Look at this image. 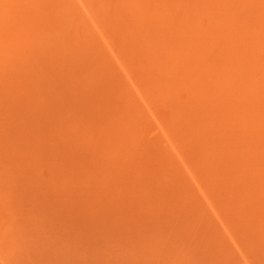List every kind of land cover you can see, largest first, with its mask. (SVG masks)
<instances>
[{
    "label": "rangeland",
    "instance_id": "1",
    "mask_svg": "<svg viewBox=\"0 0 264 264\" xmlns=\"http://www.w3.org/2000/svg\"><path fill=\"white\" fill-rule=\"evenodd\" d=\"M124 1H3L0 264H264V106L261 119L244 101L241 120L216 106L232 93L225 52L264 93V3Z\"/></svg>",
    "mask_w": 264,
    "mask_h": 264
},
{
    "label": "bare ground",
    "instance_id": "2",
    "mask_svg": "<svg viewBox=\"0 0 264 264\" xmlns=\"http://www.w3.org/2000/svg\"><path fill=\"white\" fill-rule=\"evenodd\" d=\"M3 1H5V0H3ZM3 1L0 0V4H1V5L3 4ZM6 1H7V0H6ZM19 1H20V0H19ZM37 1H38V0H37ZM123 1H124V0H122V3H119V4H121V6L123 5ZM137 1H138V0H137ZM213 1H214V0H198V2H196V4H197L198 6H199V5H200V6L202 5V6H203L202 8H203V9H206V10H207L206 3H208V6H209L210 4H213V6H212L213 9L216 8V9L214 10V13H217V12H218V11H217V8H220V9L223 10V8H221V5H220V4H222V3H220V4H218V3H219L220 1H224V2H225V0H215V1L217 2V6L214 5V4H216V3H215V2L213 3ZM227 1H228V0H226V2H227ZM230 1H231V0H230ZM240 1H242V3H244V2H243L244 0H240ZM11 2H12V1H11ZM11 2H10V3H11ZM14 2H16V1H14ZM117 2H118V0H117ZM124 2H125V1H124ZM139 2H141V1L139 0ZM194 2H195V0H194ZM226 2H225V3H226ZM249 2H250V1H249ZM259 2H260V1H259ZM262 2L264 3V0H262ZM12 3H13V2H12ZM18 3H19V2H18ZM30 3H31V2H30ZM33 3H34V1H33ZM130 3H131V2H130ZM155 3H156V2H155ZM239 3H240V2H237V4H239ZM263 3H262V4H263ZM4 4H5V3H4ZM36 4H37V3H36ZM36 4H35V5H36ZM126 4H127V6H128L129 1H128V3H126ZM134 4H135V3H134ZM151 4H152V3H151ZM26 5H27V4H26ZM111 5H112V4H111ZM136 5H137V4H136ZM149 5H150V4H149ZM149 5H147V8L149 7ZM152 5H153V4H152ZM152 5H151V6H152ZM218 5H219V7H218ZM225 5H226V4H225ZM242 5H243V4H242ZM242 5H241V6H242ZM11 6H12V5H11ZM11 6H10V5H7V6H6V5H5V6L2 5V6L0 7V16H1V17H2V15L4 16L6 11H7V15L9 16V13H8L9 11H8L7 9L11 8ZM129 6H130V5H129ZM129 6H128V8H129ZM131 6H133V5H131ZM194 6H195V5H194ZM239 6H240V5H239ZM245 6H246V4H245ZM245 6H243V8H244L243 10L239 9V10H241L243 13H244V10H246ZM22 7H23V6H22ZM26 7H27V6H26ZM30 7H31V6H30ZM124 7H125V6H124ZM152 7H153V6H152ZM152 7H150V8H152ZM225 7H226V9H229L228 7H232V6H229V5H228V6H225ZM114 8H115V7H114ZM114 8L112 7L111 9H114ZM116 8H117V7H116ZM200 8H201V7H200ZM239 8H240V7H239ZM1 9H2V10H1ZM69 9H70V8H69ZM109 9H110V8H109ZM117 9H118V8H117ZM129 9H130V8H129ZM142 9H143V7H142ZM198 9H199V8H198ZM210 9H211V8H210ZM213 9H212V10H213ZM220 9H219V11H222V10H220ZM9 10H10V9H9ZM73 10H74V9H73ZM114 10H115V9H114ZM132 10H133V12L135 11L134 9H131L130 11H132ZM139 10H140V9H139ZM143 10H144V9H143ZM151 10H152V9H151ZM208 10H209V9H208ZM229 10H230V9H229ZM21 11L23 12V10H21ZM21 11H20V13H18L19 15L22 13ZM54 11H55V10H54ZM74 11H76V10H74ZM117 11H118V10H117ZM119 11H120V9H119ZM144 11H146V10H144ZM210 11H211V10H210ZM210 11H208V14L210 13ZM215 11H216V12H215ZM223 11H224V10H223ZM223 11H222V12H223ZM225 11L229 12L228 10H225ZM11 12H12V11H11ZM13 12H14V11H13ZM15 12H16V9H15ZM56 12H57V11H56ZM58 12H60V11H58ZM133 12H130V13H133ZM148 12H149V11H148ZM222 12H221V13H222ZM242 12H241V13H242ZM24 13H25V12H24ZM24 13H22V14H24ZM65 13H66V12H65ZM75 13H76V12H75ZM118 13H119V12H118ZM120 13H121V12H120ZM120 13H119V15H120ZM140 13H141V12H140ZM143 13H144V12H143ZM143 13H142V14H143ZM145 13H147V12H145ZM145 13H144V14H145ZM212 13H213V11H212ZM219 13H220V12H219ZM15 14H16V13H15ZM63 14H64V13H63ZM63 14L58 15V16H62V19H63ZM77 14H78V13H77ZM144 14H143V15H144ZM156 14H157V13H156ZM226 14H227V13H225V15H226ZM228 14H229V13H228ZM12 15H13V14H12ZM221 15H223V14H221ZM225 15H224V16H225ZM260 15H262V12H261ZM263 15H264V13H263ZM263 15H262V16H263ZM116 16H117V15H116ZM157 16H160V15L158 14ZM224 16H223V17H224ZM226 16L228 17V15H226ZM262 16H259V17H262ZM5 17H6V15L4 16V19H3L4 22H2V25H3V23H5V19H7V20L9 19V18H5ZM9 17H10V16H9ZM13 17H14V16H13ZM70 17H71V16H70ZM70 17L67 16V15L64 16V18H66V19H68V18H70ZM227 17H224V18L226 19ZM118 18H119V17H118ZM219 18H222V17L219 16ZM219 18H218V19H219ZM257 18H258V17H257ZM0 19H1V18H0ZM71 19H72V17H71ZM76 19H77V17H73L72 20L75 21ZM225 19L222 18V19H221L222 22H224L223 20H225ZM228 19H229V18H228ZM259 19H260V18H259ZM59 20H61V19L59 18ZM226 20H227V19H226ZM1 21H2V20H1ZM79 21H80V20H79ZM79 21H78V22H79ZM261 21H262V20H261ZM261 21H260V22H261ZM263 21H264V18H263ZM7 22H8V21H7ZM9 22H10V21H9ZM62 22H65V20H63ZM66 22L68 23V20H66ZM226 22H227V21H226ZM228 22H229V20H228ZM13 23H14V22H13ZM60 23H61V21H60ZM210 23H212V22L210 21L208 24H210ZM218 23H221V21H220V22H217V23H215V24H218ZM262 23H263V25H262V24L258 25V26H259L258 29H260V31H258V29H257L255 32H261V31H263V30H261V29H264V22H262ZM6 24H7L8 26H5V27H9V24H8V23H6ZM6 24H5V25H6ZM11 24H12V23L10 22V25H11ZM77 24H78V23H77ZM77 24H76V25H77ZM208 24H207V25H208ZM225 24H227V23H225ZM61 25H62V23H61L60 25L58 24V25H56V26H58L59 28H60V27L63 28ZM67 25H68V24H67ZM74 25H75V24H74ZM74 25H73V26H74ZM78 25H79V24H78ZM78 25H77V26H78ZM197 25H198V24H197ZM210 25H212V24H210ZM210 25H209V26H210ZM3 26H4V25H3ZM56 26H55V29L57 28ZM70 26H71L70 28H72L71 30H73L74 28L72 27V24H71ZM200 26H201V25H200ZM209 26H207V28H208ZM223 26H224V25H223ZM230 26H231V25H229V28L227 27L228 30H229V29L231 30ZM260 26H263V28H260ZM1 27H2V26H1ZM5 27H4V28H5ZM11 27H12V26H11ZM32 27H33V26H32ZM52 27H53V26H52ZM66 27H67V26H66ZM212 27H213V25H212ZM4 28H3V31L6 30V29H4ZM23 28H24V26H23ZM25 28H26V26H25ZM25 28H24V30H25ZM49 28H50V27H49ZM67 28H68V27H67ZM81 28H82V27H81ZM200 28H201V27H200ZM200 28H198V26H197V30H198V29L200 30ZM209 28H210V27H209ZM223 28H225V27H223ZM9 29H10V27H9ZM75 29H76V26H75ZM75 29H74V30H75ZM212 29H213V28H212ZM212 29L210 28L211 32L213 33ZM36 30H37V29H36ZM46 30H47V27H46ZM63 30H65V27H64ZM81 30H82V29H81ZM197 30H196V32L199 31V30H198V31H197ZM221 30H222V29H221ZM223 30H224V29H223ZM223 30H222V31H223ZM230 30H229L228 32H230ZM25 31H26V30H25ZM207 31H209V30L206 29V32L203 33V34H208ZM216 31H217V30H216ZM224 31L227 32L226 30H224ZM1 32H2V31H1ZM4 32H5V31H4ZM10 32H11V31H10ZM10 32H9L7 35H6L7 32L3 33L4 35H3L2 33H0V39H1L0 42H1V43H3V41H6L7 37L11 36V35H10ZM19 32H20V31H19ZM23 32H24V31H23ZM36 32H37V31H36ZM36 32H34V33H36ZM43 32H44V33H43V35H44V34H45V31H43ZM64 32H65V31H64ZM69 32H70V31H68L67 34H69ZM75 32H77V31L75 30ZM75 32H73V33H75ZM263 32H264V31H263ZM11 33H12V32H11ZM31 33H32V32H31ZM37 33H38V32H37ZM53 33H54V32H53ZM261 33H262V32H261ZM77 34L80 35L81 33L79 34V32H78ZM194 34H195V33H194ZM197 34H198V36H199L198 38H201L200 36H204V35L202 34V32H201V34H200L199 32H198ZM197 34H195V35L197 36ZM255 34H256V33H255ZM5 35H6V36H5ZM13 35H15V34H13ZM16 35H17V33H16ZM24 35H25V36H27V35L29 36V35H30L29 37L33 36L32 34H30V33L27 34V33H25V32H24ZM35 35H36V34H35ZM43 35H42V36H43ZM49 35H50V34H49ZM53 35H54V34H53ZM63 35H64V33H63ZM63 35H61V38H62V39H63ZM65 35H66V33H65ZM82 35H83V36H82ZM84 35L86 36V34H84V33L82 32V34H81V38L84 37ZM257 35H258V34H257ZM259 35H260V34H259ZM259 35H258V36H259ZM261 35H262V34H261ZM4 36H5V37H4ZM18 36H20V33H19ZM46 36H47V33H46V35H45V38L42 37V39H41V41H42V43H43L44 45L40 42V43H38V45L40 44L39 46L42 45L43 47H44V46L46 47V46H48L46 43L49 41V39L52 41V38H51V37H46ZM50 36H51V35H50ZM54 36H55V37H56V36L59 37L60 35H58V32H57V35H54ZM54 36H53V37H54ZM196 36L193 35L192 39L188 38V39L191 40V43L193 42V39H194V37H196ZM251 36H254V35H251ZM35 37H36V36H35ZM40 37H41V36H40ZM66 37H67V35H66L64 38H66ZM74 37L76 38V36H74ZM74 37H73V41H72V43H73V42H76V41H74ZM171 37H172V36H171ZM171 37H169V38H171ZM174 37H176V36H174ZM181 37H182V35H181ZM2 38H3V39H2ZM36 38H37V37H36ZM81 38L78 39V40L81 41ZM84 38H85V37H84ZM233 38H234V37H233ZM258 38H259V37H258ZM32 39H33V37H32ZM32 39H31V40H32ZM38 39H39V38H38ZM62 39H59V40H60V41H59L60 43H62V42H64V43H65V42H68V43H69V41H62ZM67 39H68V37H67ZM69 39H70V38H69ZM71 39H72V36H71ZM171 39L173 40L174 38L172 37ZM175 39H176V38H175ZM182 39H184V38H182ZM185 39H186L187 41H190V40H188L187 38H185ZM201 39H202V38H201ZM204 39H206V38H204ZM204 39H202V40H204ZM231 39H232V38H231ZM231 39H230V40H231ZM27 40H28V39H27ZM85 40H86V39H85ZM145 40H146V39H144V41H145ZM168 40H169V39H168ZM235 40H237V39H235ZM51 41H50V42H51ZM57 41H58V39H57ZM83 41H84V40H82V42H83ZM196 41H198V40H196ZM199 41H200V40H199ZM227 41H228V40H227ZM253 41H254V40H253ZM55 42H56V41H55ZM142 42H143V40H142ZM142 42H141V43H142ZM155 42H158V41L156 40ZM167 42H168V41H167ZM206 42H207V41H205V43H206ZM230 42H231V41H229V43H230ZM232 42H233V41H232ZM232 42H231V43H232ZM236 42H237V41H235V43H236ZM19 43H20V42H19ZM60 43H58V45H59ZM169 43H171V40H170ZM253 43H254V42H253ZM14 44H15V43H14ZM23 44H24V43H22V47H23ZM75 44H76V43H75ZM142 44H145V42L142 43ZM196 44H197V43H196ZM196 44H195V45H196ZM202 44H204V43H203V42L201 43V41H200V43H198V45H196V46L194 47V50H195V48H196L197 46H198V47H202ZM242 44H243V43H242ZM257 44H258V45H257L256 47H258V48H259V47H260V48H263V46H264V36H263V35L258 39ZM9 45H10L9 43L4 42V46H6L7 48L9 47ZM20 45H21V44H16V46H17L18 48H19ZM24 45H27V47H28L30 44H24ZM66 45H67V44H66ZM71 45H73V47H74V44H71ZM71 45H70V46H71ZM79 45H80V44H79ZM81 45H82V44H81ZM147 45H148V44H147ZM150 45H151V44H150ZM152 45H153V44H152ZM152 45H151V46H152ZM159 45H160V42H158V47H160ZM168 45H169V44H167V49H168V47H169ZM199 45H200V46H199ZM230 45H231V44H230ZM230 45H229V47H228L229 50H230L231 47L233 48L234 46H236V44H234V46H231V47H230ZM36 46H37V45H36ZM39 46H37V47H39ZM52 46H53V45H52ZM60 46H61V45H60ZM62 46H63V45H62ZM62 46H61V48H62ZM142 46H144V45H142ZM240 46H241V44H240ZM12 47H14V46H12ZM12 47H11V49L13 50ZM20 47H21V46H20ZM24 47H25V46H24ZM24 47L21 48L20 50L23 51V50H24ZM34 47H35V46H34ZM45 47H44L43 51L46 49ZM55 47H56V48H59V46H57V45H56ZM64 47H66V46H64ZM146 47H147V46H146ZM146 47H145V49H146ZM153 47H155V45H154ZM153 47H152V48H153ZM198 47H197V48H198ZM28 48H29V47H28ZM28 48L25 47V50L28 51ZM74 48H75V47H74ZM74 48H72V50H74ZM76 48H77V46H76ZM80 48H81V47H80ZM152 48H150V50H145V49L143 48L142 51H152V50H153ZM235 48H236V47H235ZM235 48H234V49H235ZM249 48H250V47H249ZM35 49H37V48H35ZM38 49H40V47H39ZM59 49H60V48H59ZM110 49H111V48H110ZM147 49H149V47H147ZM151 49H152V50H151ZM226 49H227V48H226ZM226 49H225V51H226ZM263 49H264V48H263ZM1 50H2V47L0 46V51H1ZM20 50H17V51H20ZM29 50H30V49H29ZM40 50L42 51V49H40ZM46 50L48 51V48H47ZM56 50H58V49H56ZM61 50H62V49H61ZM157 50H158V48H157ZM242 50H244V49H242ZM246 50H248V49H246ZM112 51H114V50H112ZM139 51H140V50H139ZM159 51H160V49H159ZM188 51H189V50H188ZM222 51H224V50H222ZM227 51H228V50H227ZM234 51H235V50H234ZM248 51H249V50H248ZM252 51H253V50H252ZM140 52H141V51H140ZM225 53L227 54L226 57H225V55H226ZM225 53L222 54V58H221V60L223 59V57H224L225 60L229 58L228 61H229V64H230V65H228V64L226 63L227 69H226V68H224V70H223V68L221 69V71H222L221 73H222L223 75L226 74V75H224V77H223L222 74H219V75L222 76V77L224 78L223 80H226V78H227V80L229 79V80L227 81V83H224V84H227V86H226V85H224V86H225V89H229V90H230V93H231V92H232V93H231V96H230V99H229V100H228V98H227L226 100L223 99L225 103H223L222 100H221V101H220L221 103L218 104V105L216 104V106L219 108V110L222 108V109L220 110V111H222V113H223V110H227L228 113H229V111H230L231 109H227V108H226V103L229 105V104H230L229 102H233V103H232L233 105L231 104V106H233V107H232V108H233V111H234L235 115H237L236 118L239 116L240 118H239V117H238V118L241 120V117H242V110H245V109H246V108H245V109H242L243 106L246 105V104H248L249 107H252V106L250 105V104L252 103V105H253V106L255 105L254 107H256V109H255L252 113H256V112H257L256 115H259L260 112L264 110V109L262 108V107L264 106V97L261 96V94L264 95V93H262L261 88L259 87V86H260L259 82H258V83L255 82L254 79H253V81H254L253 83H252V82H248V80H247V81H246V80L243 81V73H242L241 70H239V69H241V68H239V66H238V68H239L238 70H239V71L236 70V68H237L236 64H235V65H232V63H233L234 61H232V62L230 61L231 59H234V58H232L233 56H232V55H229L228 52H225ZM149 54H150V53H149ZM228 55H229V57H228ZM141 56L143 57L142 54H141ZM148 56H150V55H148ZM150 57H151V56H150ZM230 57H231V58H230ZM234 57H235V56H234ZM147 59H148V58H147ZM25 60L27 61V59H25ZM181 61H182V60H181ZM239 61H240V60H239ZM4 62H5V61H4ZM4 62H2V63H4ZM220 62H221V61H218V64H219ZM223 63H224V62H222V65H223V66H221V64H219L220 68H221V67H226L225 64H223ZM151 64H152V63H151ZM187 64H188V62H187ZM218 64H217V65H218ZM6 65H8L7 62L5 63V65H4L3 67H5ZM13 65H14V64L8 65V67H11L10 70H13V69H12V68H13ZM0 66H1V65H0ZM263 66H264V65H263ZM150 67H152V66H150ZM150 67H149V68H150ZM240 67H241V66H240ZM259 67H260V66H259ZM261 67H262V65H261ZM5 68H6V67H5ZM152 68H153V67H152ZM207 68H208V67H207ZM263 68H264V67H263ZM14 69H16L15 66H14ZM41 70H43V69H41ZM207 70H208V69H207ZM39 71H40V70H39ZM216 71H218V70H216ZM216 71H215V72H216ZM12 72H14V71H12ZM263 72H264V71H262L261 73H263ZM16 73H18V71H16ZM16 73H15V74H16ZM178 73H179V71H178ZM178 73H176V75H177ZM181 73L183 74L184 72H180V73H179V77L181 78V76H182V78H183V77H184L183 75H185V79H186V81H187V82H185V84H186V83L189 84V83H188V80H187V79H189V77L186 78V77L188 76V73L186 72L187 76H186V74L180 75ZM204 73H206V71H205ZM204 73H203V74L201 73L200 75H194V76L198 77L197 79H195V80H197V82L193 79V77H192L193 80H192V79H189V81L191 80V81H194V82H196V83L202 85L203 82H204L205 79H206V78H205L206 76L204 75ZM218 73H219V72H218ZM218 73H214V72H213V73H210V72H209V74H208V78H213V77H214L213 75L216 74V75H215V78H216L217 80H219V79H220V76H219V77L217 76ZM34 74H35V73H34ZM174 74H175V73H174ZM196 74H197V73H196ZM36 75H37V74H36ZM189 75H191V74H189ZM206 75H207V73H206ZM231 75H234L233 77H235V79H233L232 77L230 78ZM15 76H16V75H15ZM41 76H42V75H41ZM149 76H150V75H149ZM203 76H204V78H202ZM211 76H212V77H211ZM261 76H263V75H261ZM261 76H260V77H261ZM38 77H39V76H38ZM44 77H45V75H44ZM196 77H195V78H196ZM217 77H218V78H217ZM260 77H259V78H260ZM263 77H264V76H263ZM241 78H242V81H239ZM37 79H38V78H37ZM202 79H203V80H202ZM256 79H257V78H256ZM146 80H147V79H146ZM261 80H262V79H261ZM261 80H260V81H261ZM41 81H42V80H41ZM207 81H208V80H207ZM220 81H221V80H220ZM258 81H259V80H258ZM209 82H210V81H209ZM209 82H208V83H209ZM225 82H226V81H225ZM260 83H261V82H260ZM214 84L217 85L218 88H220V85H218V84H216V83H213V82H212V84H211V87H212V88H215V89H216V87H213V86H212V85H214ZM219 84H220V83H219ZM222 84H223V82H222ZM222 84H221V85H222ZM183 85H184V84H183ZM194 85H195V84H194ZM215 85H214V86H215ZM134 86H135V88H137L136 85H134ZM196 86H197V85H196ZM181 87H182V85H181ZM187 87H188V86H187ZM189 87H190V86H189ZM206 87H210V85L208 86V84H206ZM226 87H228V88H226ZM263 87H264V86H263ZM183 88H185V86H184ZM183 88H182V89H183ZM198 88H199V87H198ZM221 88H222V87H221ZM223 88H224V87H223ZM223 88H222V89H223ZM259 88H260V89H259ZM180 89H181V88H180ZM180 89H179V90H180ZM189 89H191L190 91H192V93L189 92V93H191V96H194V95L197 93V90L200 91L199 89H197V90H196V93H193V91H194V90H192L193 87H192V88L190 87ZM195 89H196V88H195ZM201 90H202V89H201ZM188 91H189V90H188ZM175 92H176V93L178 92L177 89H176L173 93H175ZM200 92H201V91H200ZM200 92H199V93H200ZM259 94H260V95H259ZM173 95H174V94H173ZM169 96H172V95L170 94ZM175 96H176V95H175ZM188 96H189V95H188ZM196 96H197V95H196ZM172 97H174V96H172ZM172 97H171V98H172ZM197 97H198V96H197ZM262 97H263V98H262ZM176 98H177V97H176ZM178 98H179V96H178ZM189 98H193V97H189ZM231 98H232V99H231ZM227 100H228V101H227ZM159 101H160V100H159ZM175 101L177 102V100H175ZM201 101H203V100H201ZM217 101H218V100H217ZM244 101L246 102V104L243 103ZM180 102H181V101H179V103H180ZM177 103H178V102H177ZM198 103H199V102H198ZM198 103H197V104H198ZM221 104H223V107L220 108L219 105L221 106ZM178 105H179V104H178ZM134 106H135V105H134ZM134 106H133V107H134ZM148 106H149V105H148ZM245 107H247V105H246ZM260 107H261V108H260ZM215 108H216V107L212 108L211 110L214 112ZM218 108H217V109H218ZM229 108H230V105H229ZM148 109L151 110V107L148 108ZM262 109H263V110H262ZM209 110H210V109H209ZM211 110H210V111H211ZM186 111H187V110H186ZM227 111H226V112H227ZM187 112H191V110H188ZM230 112H231V111H230ZM244 112H245V111H244ZM214 113H215V112H214ZM220 113H221V112H220ZM222 113H221V114H222ZM224 113H225V112H224ZM224 113H223V115H224ZM261 113H262V112H261ZM263 113H264V112H263ZM263 113H262V114H263ZM215 114H216V113H215ZM221 114H219V115L221 116ZM229 114H230V113H229ZM229 114H227V115H229ZM243 114H244V113H243ZM190 115H191V113H190ZM190 115H189V116H190ZM232 115H234V114H232ZM235 115H234L233 117H235ZM189 116H187V117H189ZM210 116H211V114H210ZM212 116H213V115H212ZM216 116H217V115H216ZM253 116H254V114H253ZM202 117H204V116H202ZM208 117H209V115H207L206 118H208ZM259 117H261V119H262L263 116H262V115H259ZM213 118H214V117H213ZM185 119H186V118H185ZM224 119H226V117H225ZM229 119H230V118H229ZM19 120H20V119H19ZM22 120H23V119H22ZM240 120H239V122H240ZM17 121H18V120H17ZM20 121H21V120H20ZM242 121H243V120H242ZM21 122H23V121H21ZM190 122H191V121H190ZM23 123H24V122H23ZM121 123H122V122H121ZM240 123H244V121H243V122H240ZM17 124H18V123H17ZM233 124H234V123H233ZM234 125H235V124H234ZM245 125H246V124H245ZM22 127H23V126H22ZM17 133H19V135H20V132H19V131H18ZM22 142H25V140H24V141L22 140ZM22 142H21V143H22ZM25 144H26V143H25ZM27 144H29V141H28ZM108 144H109V142H108ZM16 158H18V157L16 156ZM19 159H20V157L18 158V160H19ZM4 185H6V183H4ZM17 185H18V184H17ZM15 187H16V185H15ZM18 187H19V186H18ZM1 195H2V194H1ZM2 201H3V200H2ZM1 204H2V206H3V207L1 206V207H2L1 210L3 209V212H4V210H7V209H5V208H6V206H8V205L5 206L3 202H2ZM4 206H5V208H4ZM8 208H9V207H8ZM7 211H8V210H7ZM7 211H6V213H2V216H1V217L4 216L3 214H6L5 217L8 216L10 212L8 213ZM0 212H1V211H0ZM12 213H13V212H12ZM7 214H8V215H7ZM10 216H11V215H10ZM3 218H4V217H3ZM6 218H7V217H6ZM6 218H5V219H6ZM2 220H4V219H2ZM3 225H4V226L7 225V224L5 225V220H4V224H3ZM11 225H12V224H11ZM11 225H10V226H11ZM0 226H1V223H0ZM10 226L8 225L9 228H8V227H7V228L4 227V228H5L4 230H5V231H6V229H8L9 231L12 230V227H10ZM2 228H3V227H2ZM2 228H0V229L3 230ZM15 228H16V227H15ZM13 229H14V227H13ZM8 230H7V231H8ZM13 233H14V232H13ZM15 233H16V232H15ZM2 234L4 235V232H3ZM2 234H1V235H2ZM5 235H7V234H5ZM11 235L13 236L14 234H11ZM11 235L8 234V236H11ZM14 236H15V235H14ZM14 236H13V237H14ZM16 236H17V235H16ZM1 237H2V236H1ZM13 239H14V238H13ZM3 240H5V239H3ZM3 240H1V241H3ZM11 240H12V239H10V241H11ZM1 241H0V242H1ZM4 242H6V241H4ZM1 245H3V243H2ZM6 245H8V244H6ZM14 245H15V244H14ZM2 247H3V246H2ZM2 247L0 246V248H2ZM8 247L11 248L10 246H8ZM12 248L14 249L15 246H12ZM18 249H19V248H18ZM2 252H4V251H2ZM7 253H8V252H7ZM7 253H6V254H7ZM13 253H14V252H13ZM8 254H9V253H8ZM0 255H1V252H0ZM2 256H3V255H2ZM0 257H1V256H0ZM1 258H2V257H1ZM6 258H8V257H6ZM4 259H5V258H4ZM7 260H8V259H7ZM7 262H9V261H7ZM13 262H14V261H13ZM10 263H11V262H10ZM7 264H8V263H7Z\"/></svg>",
    "mask_w": 264,
    "mask_h": 264
}]
</instances>
